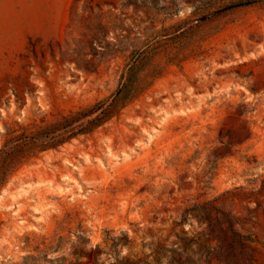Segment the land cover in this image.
I'll use <instances>...</instances> for the list:
<instances>
[{"label":"rangeland","instance_id":"obj_1","mask_svg":"<svg viewBox=\"0 0 264 264\" xmlns=\"http://www.w3.org/2000/svg\"><path fill=\"white\" fill-rule=\"evenodd\" d=\"M0 264H264V0H0Z\"/></svg>","mask_w":264,"mask_h":264},{"label":"trees","instance_id":"obj_2","mask_svg":"<svg viewBox=\"0 0 264 264\" xmlns=\"http://www.w3.org/2000/svg\"><path fill=\"white\" fill-rule=\"evenodd\" d=\"M236 6H239V5H236ZM233 236H234V238H235L236 240H238L239 245L242 246V247H243V245L241 244V241H242V240H248V239H244V237H241V236L237 235V233H233Z\"/></svg>","mask_w":264,"mask_h":264}]
</instances>
